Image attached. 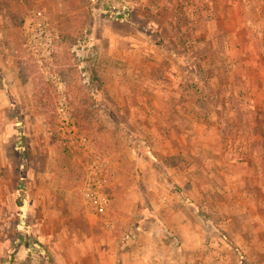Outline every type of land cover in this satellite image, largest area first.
Returning <instances> with one entry per match:
<instances>
[{"label": "rangeland", "instance_id": "rangeland-1", "mask_svg": "<svg viewBox=\"0 0 264 264\" xmlns=\"http://www.w3.org/2000/svg\"><path fill=\"white\" fill-rule=\"evenodd\" d=\"M253 2L242 16L264 20V0ZM147 4L157 0H0V264H264V195L222 202L218 126L201 116L169 137L162 122L125 116L127 86L140 82L108 55L125 47L115 14L138 23L135 48L191 44L175 26L147 37V16L159 15ZM254 57L242 56L245 80ZM87 180L106 203L83 217ZM224 210L239 211L252 245L234 244Z\"/></svg>", "mask_w": 264, "mask_h": 264}, {"label": "crops", "instance_id": "crops-1", "mask_svg": "<svg viewBox=\"0 0 264 264\" xmlns=\"http://www.w3.org/2000/svg\"><path fill=\"white\" fill-rule=\"evenodd\" d=\"M255 5L253 0H157V5H148L150 9L155 7L159 15L147 16L149 33L144 31L147 37L154 34L158 25L165 34L175 26L174 31L179 32V37L187 38L190 47L182 50L159 48L150 41L144 47L135 48L134 28H138V23L124 19L120 42L125 47L108 49L114 64L119 62L122 68L130 66L124 71L125 76L140 82L127 86L130 89L129 98H126L129 112L125 116L129 120L147 122L150 129L152 121L162 122L158 131L169 137L188 135L200 125L198 117L201 116L218 126L224 203L231 202L235 196V199L246 200L249 190H253L252 195H264V45L254 48L255 41H264V32H256L255 28L264 20L242 16L243 10H254ZM247 54L255 55L258 61L254 64L245 60L249 63L246 64L248 72L254 73L245 80L241 68L242 56L246 58ZM136 55L140 60L134 64L132 57ZM217 57L220 61L213 62L212 58ZM198 64L202 69L198 71V87L203 92L199 102L195 95L196 85L192 84L198 78ZM114 82L108 84V88L117 89L119 85L116 80ZM116 98L113 97L117 103ZM213 126L210 133L205 130V136H214ZM146 127L143 125L140 129ZM195 179L190 177L189 181ZM84 208L83 217L94 214ZM223 215L227 235L234 236V244L243 248L248 247V243L252 245L242 237L239 211L224 210ZM200 243L196 242L193 247ZM209 246L205 248L212 252ZM124 260L140 264L138 259ZM151 260L149 258V262Z\"/></svg>", "mask_w": 264, "mask_h": 264}, {"label": "built area", "instance_id": "built-area-1", "mask_svg": "<svg viewBox=\"0 0 264 264\" xmlns=\"http://www.w3.org/2000/svg\"><path fill=\"white\" fill-rule=\"evenodd\" d=\"M89 181L91 180L86 181L82 191L85 207L94 213H102L104 211L106 200L103 195H101L99 183L93 184L92 186Z\"/></svg>", "mask_w": 264, "mask_h": 264}, {"label": "trees", "instance_id": "trees-1", "mask_svg": "<svg viewBox=\"0 0 264 264\" xmlns=\"http://www.w3.org/2000/svg\"><path fill=\"white\" fill-rule=\"evenodd\" d=\"M115 17H116V19H118V20H124L125 18H123V16H122V14L120 13V12H117L116 14H115ZM29 241V240H28ZM28 246L29 247H33V243L32 244H30V243H28ZM15 249V247H13V250ZM12 257V256H11Z\"/></svg>", "mask_w": 264, "mask_h": 264}]
</instances>
